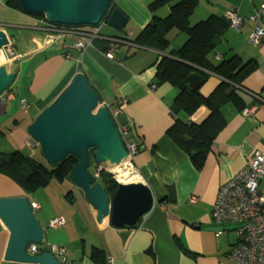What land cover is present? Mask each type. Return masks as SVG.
I'll return each mask as SVG.
<instances>
[{"label": "crops", "instance_id": "1", "mask_svg": "<svg viewBox=\"0 0 264 264\" xmlns=\"http://www.w3.org/2000/svg\"><path fill=\"white\" fill-rule=\"evenodd\" d=\"M154 1L114 0L128 23L124 29L110 32L102 24L96 39L114 38L113 47L105 50L101 42L93 41L80 52L75 48L79 35L60 36L46 19L0 0V30L15 41L16 54L11 59L19 69L11 90L0 101V155L17 151L33 155L38 145L30 139L28 127L76 74L85 73L103 104L119 106L123 99L128 100L116 121L130 126L128 140L140 147L135 164L155 197L152 210L135 226L110 232L99 227L90 204L79 203L73 192L63 195V190L55 192L51 186L53 182L73 183L71 180L55 179L26 194L21 185L0 172V199L27 197L45 230L44 244L36 245L37 253L56 254L54 247H64L65 264H100L94 258L97 251L105 256L103 264H110L111 259L112 264H238L229 257L236 243L234 228L215 220L214 204L220 189L246 169L257 152L264 155V40L260 46L250 41L255 26L264 27V0H198L191 17L192 24L212 15L229 20L232 11L245 18L239 30L229 21L223 43L209 58L218 64L238 56L253 66L238 88L243 106L233 102L219 105L226 126L201 167L192 163L168 130L176 119L199 126L209 110L202 107L194 114L174 115L171 108L180 90L160 84L155 65L160 53L132 42L154 15H169L168 5L152 14L149 6ZM260 13L258 22H253L251 17ZM49 38L52 42L47 44ZM168 40L171 54L184 46L187 36L173 30ZM221 80L211 74L201 92L210 96ZM23 101L29 105L28 111L22 108ZM15 108L25 117L19 118ZM260 191L264 195V180ZM59 218L65 225L52 227V221ZM219 232L222 234L217 236ZM9 239L10 232L1 222L0 264H23L5 259Z\"/></svg>", "mask_w": 264, "mask_h": 264}, {"label": "water", "instance_id": "2", "mask_svg": "<svg viewBox=\"0 0 264 264\" xmlns=\"http://www.w3.org/2000/svg\"><path fill=\"white\" fill-rule=\"evenodd\" d=\"M22 12L45 16L55 25L67 27L97 26L101 22L118 30L128 18L114 6V0H19ZM10 40L0 30V101L12 88L19 69L9 70L6 47ZM206 79L195 71L179 86L197 91ZM30 139L40 147L49 166H58L68 157L78 159L70 180L82 189L97 213L99 227L120 231L135 226L148 214L155 202L145 182L119 184L111 197L90 168L95 163L114 167L128 157L125 142L109 106L101 102L99 92L85 73L76 74L55 100L28 127ZM0 221L10 232L5 259L23 264H65L51 252L29 253L30 245L44 244L45 230L27 197L0 199Z\"/></svg>", "mask_w": 264, "mask_h": 264}, {"label": "trees", "instance_id": "3", "mask_svg": "<svg viewBox=\"0 0 264 264\" xmlns=\"http://www.w3.org/2000/svg\"><path fill=\"white\" fill-rule=\"evenodd\" d=\"M165 5L170 7L169 15L165 18L154 15L151 22L132 42L160 53L155 63L160 84L169 83L180 90V84L195 71H198L206 79V82L211 74L221 77V82L210 96H205L201 92L203 86L195 92L188 89L180 90V95L171 108L174 115L179 112L194 114L202 107L209 110V116L199 126L176 119L168 130V134L190 157L192 163L196 167H201L208 152L212 149L216 137L226 126L219 105L233 102L237 106H243L238 88L243 85L245 74L252 70L253 66L251 63H245L238 56L221 60L218 64H214L209 58L211 53L217 52L218 47L224 41L225 32L230 27L228 18L212 15L204 21L192 24L191 17L198 5V0H155L150 4L149 10L155 14L159 8ZM8 6L21 10L19 0H9ZM42 18L50 23L45 16ZM54 26L59 27V25ZM173 30L185 34L187 41L175 53L168 54L170 46L168 35ZM94 42H101L103 49L108 50L110 46L113 47L114 38L95 39ZM68 55L66 54V56ZM10 90L11 88L8 91ZM127 127L130 128L129 125ZM1 134L3 132L0 130ZM78 162L77 158L70 156L62 164L52 167L37 161L30 155L17 151L7 156L0 155V172L21 185L26 194H30L47 187L55 179L58 181L70 180V174ZM90 170L97 173V181L112 197L118 188L113 174L108 168L98 166L95 160ZM41 252L47 251L42 250ZM94 258L100 264L104 263L105 256L100 251L94 253Z\"/></svg>", "mask_w": 264, "mask_h": 264}, {"label": "built area", "instance_id": "4", "mask_svg": "<svg viewBox=\"0 0 264 264\" xmlns=\"http://www.w3.org/2000/svg\"><path fill=\"white\" fill-rule=\"evenodd\" d=\"M262 13L255 14L251 17L253 22H258ZM231 26L239 30L243 25L245 18L238 16L234 11L228 13ZM55 31L60 36L70 34H77L80 36L75 43V48L83 52L87 45L91 44L95 39L100 37L101 26H86L80 27H54ZM264 40V27L256 25L251 36L250 41L255 46H260ZM14 40H10L6 47L8 57H14L16 49ZM52 42L49 38L47 44ZM112 58V54H108ZM70 58V56H67ZM128 104L127 99H123L119 106H109L115 119L119 116L121 110ZM22 108L25 111L29 110V105L22 102ZM120 131L126 145L128 157L122 163L110 170L114 175L117 183L119 181L121 172H127L128 177H137L144 182L138 167L135 164V157L140 152V147L129 141V129L127 126H120ZM119 169V173L116 169ZM264 180V155L257 152L249 166L244 169L239 175L225 184L219 191L216 202L214 204L215 220L223 226H233L236 235V243L234 244L229 257L238 264H264V195L260 191V184ZM132 183V182H128ZM191 201H194L191 200ZM65 225L64 219H55L51 226L54 228ZM219 232L217 236H220ZM55 255L59 258L67 256V250L64 247H54ZM29 253L36 254L38 249L36 245H30ZM54 254V253H53ZM110 264L113 260H109Z\"/></svg>", "mask_w": 264, "mask_h": 264}, {"label": "rangeland", "instance_id": "5", "mask_svg": "<svg viewBox=\"0 0 264 264\" xmlns=\"http://www.w3.org/2000/svg\"><path fill=\"white\" fill-rule=\"evenodd\" d=\"M33 16V15H32ZM36 17H43V16H36ZM103 24V27L104 28V31H113L115 29H113L112 27H110L106 21H103L101 22L99 25L97 26H102ZM16 65H14V62L11 60V57H10V61H9V64H8V68L9 70L11 71H14L17 67H15ZM19 103V102H18ZM14 112L17 114V116L19 118H23L25 117L23 114H21L18 110V108H15ZM13 112V113H14ZM10 114V113H9ZM120 126H126V124H123V122L120 123V125H118L119 129H120ZM128 128V127H127ZM36 145V144H35ZM37 146V145H36ZM30 148V147H29ZM30 156H32L34 159H36L37 161L45 164L48 166V163L47 161L43 158V156L41 155V152H40V147H38V149L36 150V152L32 154H30ZM106 168H108V170L110 171L113 167H110V166H106ZM115 169V168H114ZM112 171V170H111ZM114 176V175H113ZM52 188H55V192L57 190H63V195L65 193H68V192H73L76 196V199L78 200L79 203H84L86 204L87 206H89V202H87L86 200V197H85V193L82 189H80L78 186H76L75 184L71 183L70 181H67L65 183V185H59V184H56L53 182V184L51 185ZM61 186V187H59Z\"/></svg>", "mask_w": 264, "mask_h": 264}, {"label": "bare ground", "instance_id": "6", "mask_svg": "<svg viewBox=\"0 0 264 264\" xmlns=\"http://www.w3.org/2000/svg\"><path fill=\"white\" fill-rule=\"evenodd\" d=\"M116 172L119 173V169H116ZM121 175L119 177V181L122 183H128V182H142L141 179L137 178V177H131L129 179H127L128 177V173L127 172H121ZM1 223V222H0ZM109 236H111V238H113L114 234L113 233H109Z\"/></svg>", "mask_w": 264, "mask_h": 264}, {"label": "clouds", "instance_id": "7", "mask_svg": "<svg viewBox=\"0 0 264 264\" xmlns=\"http://www.w3.org/2000/svg\"><path fill=\"white\" fill-rule=\"evenodd\" d=\"M52 24V23H51ZM53 25V24H52ZM55 25V24H54ZM59 26H62V25H59ZM65 27H67V26H65ZM85 27V26H84ZM9 40H11L10 38H9ZM9 60H10V58H9ZM12 60V59H11ZM115 120H117V119H115ZM117 122V121H116ZM117 125H119V124H117ZM39 147V146H38ZM114 167H116V166H114ZM113 167V168H114ZM97 174V173H96ZM116 181V180H115ZM118 185H119V183H118Z\"/></svg>", "mask_w": 264, "mask_h": 264}]
</instances>
